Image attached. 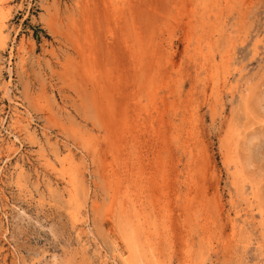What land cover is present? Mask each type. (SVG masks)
I'll return each instance as SVG.
<instances>
[{
  "label": "rangeland",
  "instance_id": "1",
  "mask_svg": "<svg viewBox=\"0 0 264 264\" xmlns=\"http://www.w3.org/2000/svg\"><path fill=\"white\" fill-rule=\"evenodd\" d=\"M0 264H264V0H0Z\"/></svg>",
  "mask_w": 264,
  "mask_h": 264
}]
</instances>
